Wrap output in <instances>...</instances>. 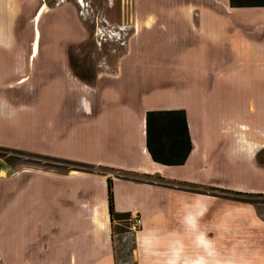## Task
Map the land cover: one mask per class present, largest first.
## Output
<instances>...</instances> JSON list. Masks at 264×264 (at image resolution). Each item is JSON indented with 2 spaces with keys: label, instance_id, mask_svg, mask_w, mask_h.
<instances>
[{
  "label": "crops",
  "instance_id": "obj_1",
  "mask_svg": "<svg viewBox=\"0 0 264 264\" xmlns=\"http://www.w3.org/2000/svg\"><path fill=\"white\" fill-rule=\"evenodd\" d=\"M9 5L0 0L7 29ZM44 7L25 60L0 49V148L92 170L6 166L3 264H109L106 179L113 212L133 213L150 234L195 233L214 251L238 233L264 243L255 208L221 198L264 197V8L133 0L123 54L85 79L71 72L66 52L85 39L74 10ZM7 38L1 27L0 45ZM171 110L184 112L190 151L181 166L165 167L145 151L144 113Z\"/></svg>",
  "mask_w": 264,
  "mask_h": 264
},
{
  "label": "rangeland",
  "instance_id": "obj_2",
  "mask_svg": "<svg viewBox=\"0 0 264 264\" xmlns=\"http://www.w3.org/2000/svg\"><path fill=\"white\" fill-rule=\"evenodd\" d=\"M13 2L15 11L9 20V29H6L9 30V34L17 11L19 9L24 11L23 18L17 25L20 32L15 39L16 43L13 44L12 52L19 59L25 60L24 54L27 50V42L30 40L31 28L30 24L25 25V21L29 18V16L26 17L28 14L26 11L33 3L26 6L22 1L23 5L20 6L19 0H13ZM64 3L72 7L85 33V39L82 42L67 48L71 72L86 79L92 75L93 69L99 66L112 70L117 58L126 49L127 41L132 33L133 0H61L59 5ZM52 4L53 0H45V6L51 7ZM43 6L41 5L37 10L32 20L33 24L37 23ZM40 17L44 18V15ZM39 26L41 27V24ZM34 36L32 57L37 52L38 31L36 28ZM18 64L21 65L20 60ZM188 108L195 116L196 106L190 105ZM0 164L14 167L55 168L59 171L69 168L68 165L57 164L51 160L2 150H0ZM109 174L114 173L109 172ZM193 190L215 193L205 189ZM221 198L253 206L260 220L264 222V197ZM127 214V220L112 224L109 264H264L263 241L249 240L253 236L248 233H238L235 242L219 243L218 250L214 251L208 249L207 241L198 238L195 233L181 235L176 232V228L157 234L143 231L141 225L131 230L130 220L134 214ZM242 238L245 242L241 240ZM3 261L1 260L0 264H3Z\"/></svg>",
  "mask_w": 264,
  "mask_h": 264
},
{
  "label": "trees",
  "instance_id": "obj_3",
  "mask_svg": "<svg viewBox=\"0 0 264 264\" xmlns=\"http://www.w3.org/2000/svg\"><path fill=\"white\" fill-rule=\"evenodd\" d=\"M229 8H264V0H227ZM144 148L151 162L165 166H181L189 151L190 143L187 136L184 112L182 110L171 111H146L144 113ZM2 151L31 155L57 164L68 165L73 170L89 172L92 166L74 163L59 159H52L32 155L20 151L0 148ZM102 170V169H99ZM223 192V191H221ZM237 197H259L260 195L229 193ZM107 214L112 235V224L128 219L127 213H114L112 209L111 182L106 179Z\"/></svg>",
  "mask_w": 264,
  "mask_h": 264
},
{
  "label": "flooded vegetation",
  "instance_id": "obj_4",
  "mask_svg": "<svg viewBox=\"0 0 264 264\" xmlns=\"http://www.w3.org/2000/svg\"><path fill=\"white\" fill-rule=\"evenodd\" d=\"M20 1V6L23 5L22 4V1L24 2V5L28 6L29 2L31 1L33 3V5L30 7V11H26V17L29 16V18L25 21V23H29L31 25V28H30V40H29V43L27 42V50H29L30 48V44L33 39V28H32V20L36 14V10L39 9V7L41 5H44L45 6V0H19ZM59 2H61V0H53V4L52 6H45L43 9L46 10V8L48 9H55V8H58L59 6ZM24 11H21V9H19L14 17V22L12 23V26H11V30L10 33L8 34V31L6 29V33L8 34L9 38H7L8 40V44L5 45V46H2L0 45V49L2 50V52L4 54H8L10 55L12 53V48H13V44L16 43L15 39L18 37L19 35V32H20V28H18V23H19V20L21 21V18H23V13ZM3 17V16H2ZM14 29V30H13ZM18 30V31H17ZM14 31V32H13ZM26 51V50H25Z\"/></svg>",
  "mask_w": 264,
  "mask_h": 264
},
{
  "label": "bare ground",
  "instance_id": "obj_5",
  "mask_svg": "<svg viewBox=\"0 0 264 264\" xmlns=\"http://www.w3.org/2000/svg\"><path fill=\"white\" fill-rule=\"evenodd\" d=\"M9 7V12L10 13H14V11H15V8L13 7V6H11V5H9L8 6ZM1 27H3V29L4 30H6V28H7V25L6 24H2V25H0V30H1ZM191 126H192V128H193V119H192V117H191ZM7 171H8V169H7V167L6 166H3V167H1L0 168V173H3L4 175L7 173ZM133 214V213H132ZM103 220V217H102V215H101V213L100 212H98V214H97V216L96 217H94V221L97 223V224H101L102 223V220ZM108 222V221H107ZM109 224V223H108ZM106 231V230H105ZM1 261V260H0Z\"/></svg>",
  "mask_w": 264,
  "mask_h": 264
},
{
  "label": "built area",
  "instance_id": "obj_6",
  "mask_svg": "<svg viewBox=\"0 0 264 264\" xmlns=\"http://www.w3.org/2000/svg\"><path fill=\"white\" fill-rule=\"evenodd\" d=\"M132 214V213H130ZM130 229L133 230L136 227L140 226V219L138 217H136V215H133V218L130 220Z\"/></svg>",
  "mask_w": 264,
  "mask_h": 264
},
{
  "label": "water",
  "instance_id": "obj_7",
  "mask_svg": "<svg viewBox=\"0 0 264 264\" xmlns=\"http://www.w3.org/2000/svg\"><path fill=\"white\" fill-rule=\"evenodd\" d=\"M2 166H5V165L0 164V168H1Z\"/></svg>",
  "mask_w": 264,
  "mask_h": 264
}]
</instances>
